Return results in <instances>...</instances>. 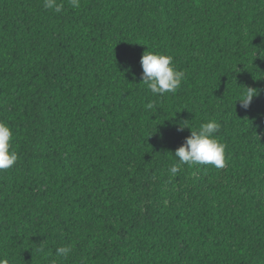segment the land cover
<instances>
[{
  "label": "trees",
  "instance_id": "16d2710c",
  "mask_svg": "<svg viewBox=\"0 0 264 264\" xmlns=\"http://www.w3.org/2000/svg\"><path fill=\"white\" fill-rule=\"evenodd\" d=\"M59 2L0 0V120L19 155L0 171V258L53 264L70 245L59 264H264V0ZM147 49L184 71L175 93L142 83ZM243 87L259 91L246 110ZM209 119L225 167L172 175Z\"/></svg>",
  "mask_w": 264,
  "mask_h": 264
},
{
  "label": "clouds",
  "instance_id": "9594fccd",
  "mask_svg": "<svg viewBox=\"0 0 264 264\" xmlns=\"http://www.w3.org/2000/svg\"><path fill=\"white\" fill-rule=\"evenodd\" d=\"M68 4L73 9L81 6V0H68ZM43 7L52 10L55 13H61L64 10V4L59 0H43ZM259 49L256 48V56ZM173 56L149 51L148 49L142 54L140 65L142 68L141 81L145 84L154 96H165L169 93H175L181 86L185 77L183 70H177L173 63ZM130 75H134L131 69H126ZM244 88V93L237 99L240 106L245 110L249 108L254 98L259 95V91L254 88ZM148 110L156 111L154 102H149L145 106ZM221 125L215 119H209L202 123L198 129L191 130L187 122L177 126L178 131L185 128L190 129V135L185 138L184 143L175 150L173 157L176 163L173 164L169 171L175 175L180 171L182 165H211L217 169H222L226 165L225 148L226 145L217 138ZM13 138L10 126L0 120V171L13 168L19 155L12 147ZM72 252L70 245L60 246L55 250V256L59 260L67 259ZM59 260H54L53 264H59ZM0 264H8V260L0 258Z\"/></svg>",
  "mask_w": 264,
  "mask_h": 264
}]
</instances>
